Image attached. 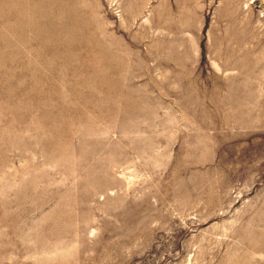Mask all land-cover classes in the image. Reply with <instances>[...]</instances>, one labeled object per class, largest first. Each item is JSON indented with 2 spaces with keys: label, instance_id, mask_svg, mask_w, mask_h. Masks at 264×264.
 <instances>
[{
  "label": "rangeland",
  "instance_id": "obj_1",
  "mask_svg": "<svg viewBox=\"0 0 264 264\" xmlns=\"http://www.w3.org/2000/svg\"><path fill=\"white\" fill-rule=\"evenodd\" d=\"M0 264H264V0H0Z\"/></svg>",
  "mask_w": 264,
  "mask_h": 264
}]
</instances>
